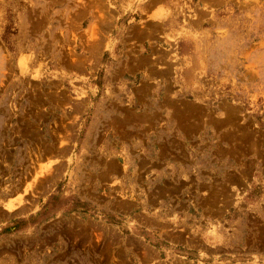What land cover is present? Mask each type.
I'll return each instance as SVG.
<instances>
[{
  "label": "rangeland",
  "instance_id": "374dc122",
  "mask_svg": "<svg viewBox=\"0 0 264 264\" xmlns=\"http://www.w3.org/2000/svg\"><path fill=\"white\" fill-rule=\"evenodd\" d=\"M0 264H264V0H0Z\"/></svg>",
  "mask_w": 264,
  "mask_h": 264
}]
</instances>
